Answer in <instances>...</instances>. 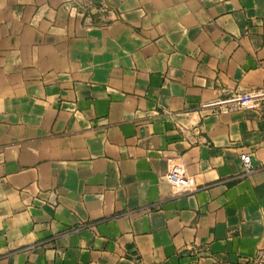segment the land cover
<instances>
[{"label":"crops","instance_id":"obj_1","mask_svg":"<svg viewBox=\"0 0 264 264\" xmlns=\"http://www.w3.org/2000/svg\"><path fill=\"white\" fill-rule=\"evenodd\" d=\"M255 89L264 0H0V264H264Z\"/></svg>","mask_w":264,"mask_h":264},{"label":"built area","instance_id":"obj_2","mask_svg":"<svg viewBox=\"0 0 264 264\" xmlns=\"http://www.w3.org/2000/svg\"><path fill=\"white\" fill-rule=\"evenodd\" d=\"M231 104L227 105L222 111H229L231 106H248L259 107L262 110L264 117V90L255 89L246 93H242L237 97H233L227 101L214 102L213 105L219 104ZM241 161L243 164V171L248 174L252 171V158L249 153L241 154ZM168 170L165 175L171 189L176 193H185L192 190L196 186L195 178L190 175L183 164L178 162L173 157H167Z\"/></svg>","mask_w":264,"mask_h":264}]
</instances>
